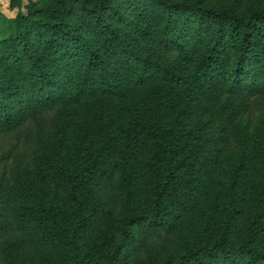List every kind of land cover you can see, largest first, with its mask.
Masks as SVG:
<instances>
[{
    "label": "trees",
    "instance_id": "obj_1",
    "mask_svg": "<svg viewBox=\"0 0 264 264\" xmlns=\"http://www.w3.org/2000/svg\"><path fill=\"white\" fill-rule=\"evenodd\" d=\"M10 6L0 264H264V0Z\"/></svg>",
    "mask_w": 264,
    "mask_h": 264
},
{
    "label": "rangeland",
    "instance_id": "obj_2",
    "mask_svg": "<svg viewBox=\"0 0 264 264\" xmlns=\"http://www.w3.org/2000/svg\"><path fill=\"white\" fill-rule=\"evenodd\" d=\"M21 1L22 3H26L28 0ZM17 11V7L10 6V0H0V38L7 35V23L9 20L15 17ZM25 139L26 133L24 132V130H20L8 135V137L5 138V147L14 148L15 153L24 150L26 147L25 143L27 142Z\"/></svg>",
    "mask_w": 264,
    "mask_h": 264
}]
</instances>
